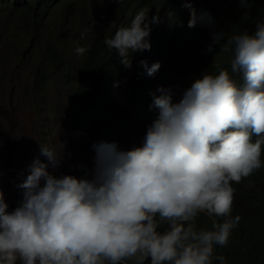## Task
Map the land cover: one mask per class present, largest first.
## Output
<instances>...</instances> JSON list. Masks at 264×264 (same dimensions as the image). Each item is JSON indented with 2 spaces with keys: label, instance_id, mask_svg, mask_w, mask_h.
I'll list each match as a JSON object with an SVG mask.
<instances>
[{
  "label": "clouds",
  "instance_id": "9594fccd",
  "mask_svg": "<svg viewBox=\"0 0 264 264\" xmlns=\"http://www.w3.org/2000/svg\"><path fill=\"white\" fill-rule=\"evenodd\" d=\"M158 1L0 0L33 96L77 125L1 149L0 264H264V0Z\"/></svg>",
  "mask_w": 264,
  "mask_h": 264
},
{
  "label": "rangeland",
  "instance_id": "374dc122",
  "mask_svg": "<svg viewBox=\"0 0 264 264\" xmlns=\"http://www.w3.org/2000/svg\"><path fill=\"white\" fill-rule=\"evenodd\" d=\"M46 24V33L50 34L56 30L55 36L60 40L58 45L72 52L76 43L70 37V30L77 23L48 19ZM21 39L16 38L12 42L16 44ZM29 40L22 43L28 46ZM30 53L34 55L33 48ZM21 66L22 62L17 53L12 48H5L4 43L0 41V152L9 141L21 139L35 145L40 141L49 140L55 148L63 150L64 146L71 142L77 125L72 120H67L65 115L50 114V107L33 96L34 88L28 84L30 80H25L19 73ZM52 99H49L51 103ZM56 102L61 105L60 99H56ZM91 129L96 130L98 126L92 122ZM2 174L0 169V175ZM2 184L0 180V185Z\"/></svg>",
  "mask_w": 264,
  "mask_h": 264
},
{
  "label": "trees",
  "instance_id": "16d2710c",
  "mask_svg": "<svg viewBox=\"0 0 264 264\" xmlns=\"http://www.w3.org/2000/svg\"><path fill=\"white\" fill-rule=\"evenodd\" d=\"M252 1H257V0H248V2H247L245 7H241L240 6V2H237V3L233 4L231 7L234 8V9H239V10L240 9H246L249 6H251V2ZM183 4H184V0H172V2L171 1H166V0L165 1L159 0L158 3L153 5V7L156 10H158V11H160L162 13L170 8V9L175 11V15L180 16V15H183V8H184ZM76 5H77V3H75L74 6H73V4L69 5V7L73 6V8L68 12V16H74L75 15V12L77 10ZM1 11H2V7H0V14H1ZM57 16L58 17L61 16V18H65L60 13ZM54 40H56V39H54ZM63 52L64 51L62 49H59L57 51H52L51 52V49L49 48V51H46L44 53V55H51V59H52V63H53V72L60 73L61 78L67 76V67H66L67 63L62 59V57L59 54V53H63ZM100 57H101V52H97L96 60H98ZM92 64H93V61H87V62H85L84 66L85 67H90ZM42 70H43L42 66H39L36 75L33 76V82L37 86L38 85H43L45 83L44 76L40 74ZM72 76L73 75H71V77Z\"/></svg>",
  "mask_w": 264,
  "mask_h": 264
}]
</instances>
